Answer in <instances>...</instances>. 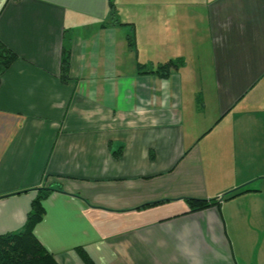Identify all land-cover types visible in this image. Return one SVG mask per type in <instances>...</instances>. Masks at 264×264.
Returning <instances> with one entry per match:
<instances>
[{"label": "crops", "instance_id": "crops-1", "mask_svg": "<svg viewBox=\"0 0 264 264\" xmlns=\"http://www.w3.org/2000/svg\"><path fill=\"white\" fill-rule=\"evenodd\" d=\"M0 41V234L48 187L58 264H264V0H0Z\"/></svg>", "mask_w": 264, "mask_h": 264}, {"label": "trees", "instance_id": "trees-1", "mask_svg": "<svg viewBox=\"0 0 264 264\" xmlns=\"http://www.w3.org/2000/svg\"><path fill=\"white\" fill-rule=\"evenodd\" d=\"M110 16L111 22L109 25L123 24L112 2H110ZM129 42L132 46L133 40L130 36ZM69 55L70 47L68 39L65 37L60 62L61 79L63 81L68 78ZM16 58V54L0 41V76ZM179 64L180 61L178 60H168L163 64L157 65L154 71L165 77L169 75L171 69L176 68ZM36 190L38 194L31 203L22 229L17 232L0 234V264H58L51 253L41 245L33 232L35 225L41 220L44 213L42 202L48 192L53 189L40 187ZM247 190L248 188L241 186L210 199L186 198L187 211H196L219 205L220 199H229ZM81 257L86 264H92L90 258L83 251L81 252Z\"/></svg>", "mask_w": 264, "mask_h": 264}]
</instances>
